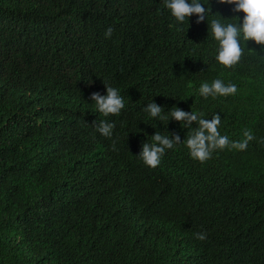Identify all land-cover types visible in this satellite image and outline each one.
Instances as JSON below:
<instances>
[{
  "label": "trees",
  "instance_id": "trees-1",
  "mask_svg": "<svg viewBox=\"0 0 264 264\" xmlns=\"http://www.w3.org/2000/svg\"><path fill=\"white\" fill-rule=\"evenodd\" d=\"M201 2L205 21L177 25L163 0H0V264H264V46L241 40L239 63L218 64L211 19L244 13ZM216 79L236 94L201 97ZM105 85L119 115L90 99ZM152 100L254 139L203 163L180 143L147 167L154 132L190 131L148 117Z\"/></svg>",
  "mask_w": 264,
  "mask_h": 264
},
{
  "label": "clouds",
  "instance_id": "clouds-1",
  "mask_svg": "<svg viewBox=\"0 0 264 264\" xmlns=\"http://www.w3.org/2000/svg\"><path fill=\"white\" fill-rule=\"evenodd\" d=\"M220 4L232 5L233 13H244L242 20L238 23L239 17L233 16L235 22L222 23L220 19L213 18L210 21L211 36L217 42L215 60L225 68L235 66L241 60L243 48L241 40L245 43L249 40L257 45L264 46V0H217ZM164 7L169 11L170 16L177 25L188 23L189 17L195 15L196 22L205 21L207 15L211 13L210 5L202 3L201 0H163ZM220 16V15H219ZM221 17V16H220ZM209 26V25H208ZM112 28L106 29L105 38H110ZM106 94L99 92L91 93L90 99L95 102L96 111L103 116L119 115L125 107L123 97L118 89L105 85ZM237 86L235 84H225L222 80L216 79L211 84L205 82L199 87V95L203 98L235 95ZM148 117L153 120L169 121L173 119L190 130L186 138L181 140L178 134L172 133L162 135L159 131L151 135V142H144L141 151L137 154L143 164L150 168H155L160 164L161 157L167 149L174 148L175 145L183 143L188 149L190 157L201 163L211 158V154L217 150L232 148L246 150L248 142L254 139L249 130L243 133L242 141H230L228 136L221 135L218 127L221 117L215 113L212 118H202L201 113L194 111H184L175 107L165 114L163 107L153 100L142 109ZM195 122V127L193 123ZM115 127L113 122L100 121L97 131L104 137H111ZM145 232V220L139 224V233ZM198 240L206 239L205 233L194 234Z\"/></svg>",
  "mask_w": 264,
  "mask_h": 264
}]
</instances>
